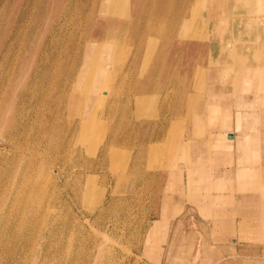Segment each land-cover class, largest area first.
Here are the masks:
<instances>
[{
  "label": "rangeland",
  "instance_id": "374dc122",
  "mask_svg": "<svg viewBox=\"0 0 264 264\" xmlns=\"http://www.w3.org/2000/svg\"><path fill=\"white\" fill-rule=\"evenodd\" d=\"M255 1L257 0H251L250 3H244V0H147L141 20L135 18L134 25L129 26V18L106 11V8L103 10L102 0H20L19 4L18 0H0V44L2 31L6 37L0 45V166L3 165L0 167V175L3 174L0 180V216L14 215L17 218L15 226L0 227V264H264V240L248 244L245 250H240L238 254L235 252L228 258L220 253L221 259H213L209 249H206L207 245L197 243L196 233L184 254L191 259L169 260L166 255L169 245L162 243L161 236L164 235L163 239L167 241L172 229L155 228L159 219L152 223L163 204L164 192L181 191V188L175 186L177 182L174 177L172 180L170 174V167L174 162L172 156L175 142L187 133L190 120V112L186 109L187 98L191 93L197 96V92L204 96L209 87L210 81L205 77L209 53L212 49L217 52L223 42L215 32L216 24L221 18L226 17L228 20L230 8L235 4L237 10L251 14L252 7H257ZM120 5L127 15L133 17L141 10V0H122ZM145 16H149L151 22L159 26L160 31L157 33L154 30V35L151 36L154 43L142 48V40L137 34L142 23L147 22ZM237 26L242 25L234 15L226 26V38L231 37V30ZM254 31L251 30L252 34L249 31L245 36L257 38L261 41L257 46L264 48V36H255ZM89 36L100 39L106 37L111 40L114 51L110 83V88L113 89L106 100L89 107L90 111L96 112V118L87 136L85 130L78 126L82 118L75 107L77 101H70L69 98L71 86H67L64 96L58 89L66 66L72 63V56L82 48L86 41L84 38ZM149 38L144 36V40ZM237 38L233 36L235 41ZM246 45L251 43L248 41ZM80 59L81 55L78 60ZM55 60L60 62L57 64ZM175 70L178 73L181 71L178 88H175L173 76L167 79L168 74H175ZM195 74L197 78H194ZM24 89L29 91L26 97L21 95ZM180 89L183 93L182 105L186 107L183 115L174 117V97ZM163 95L168 96L164 98ZM120 98L124 99L121 101ZM25 103L28 107V119L19 114V107ZM23 123L27 125L22 126ZM142 145L145 147L142 148ZM123 153H126L125 156ZM115 160L117 163L120 161V165ZM125 161L128 162L127 165L124 164ZM182 198L184 204L187 202L186 205H194L184 193ZM3 211L7 214L4 215ZM151 224H154L153 230L157 234L156 239L152 234L148 240ZM62 232H65L64 235ZM148 241L157 244L159 248L162 246L161 252L156 248L151 254ZM33 248L36 249L35 252Z\"/></svg>",
  "mask_w": 264,
  "mask_h": 264
},
{
  "label": "bare ground",
  "instance_id": "6f19581e",
  "mask_svg": "<svg viewBox=\"0 0 264 264\" xmlns=\"http://www.w3.org/2000/svg\"><path fill=\"white\" fill-rule=\"evenodd\" d=\"M92 1V0H91ZM20 0H18V4H19ZM84 2V1H83ZM145 2H147V0H141V10L138 12V14L136 15V17H133L131 15H127V12L125 10H123L121 8V3L122 0H102V7L103 10L106 11L109 10L111 11V13H117L119 16H122L124 18H129L131 20L130 24H127L129 26H133L134 22H135V18L136 20L138 19L141 20V18L143 17V6L145 4ZM247 2H251V0H244V3ZM258 3H256L257 7L255 6L254 9L252 7L251 11H252V15L249 16H243L239 13V10H237V6L235 4V6H233L230 10L229 16H228V20L225 18H221L220 22H218L216 24L215 27V32L217 35L220 36V40H222L223 42L221 43L220 48L217 50V52H214L215 50L212 49L210 50L209 53V63H210V67L207 68L206 70V76L203 74V77H207L208 78V74H210V78L213 80L215 79L216 82L217 81H227L229 80L230 77H232V73L234 71L237 72V76H238V80H239V92H242V96L240 95L241 98V110H240V119L238 121V126L241 129V133L237 134V137L231 138L228 135V132H231V124H232V116L230 113V116H228L227 111L231 112L230 108H227V106H225L224 110V105H222V100L223 97L218 95L217 93L213 94L212 92H208L209 90L207 89V91L205 92L204 96L200 93L197 92V96H194V94H190L188 99V105L183 106L182 105V100H183V96H182V89L179 90V93H181V100H180V104L177 105V110L179 112H182L184 110V108L186 107V109L188 108V111L190 112L188 115L190 116L191 122L194 125V129L199 128L200 126H202V129L205 127V124L207 122L204 121L205 118H207L206 115H208V123L207 126L210 125L212 126H216L219 129V132H212L211 133V137L208 141H206L204 144L202 143H197V141H195L193 138L190 139L188 137L185 136H180L178 138V140L175 142L176 145L174 147V154H173V158H174V162L170 167V174L172 176V180H174L177 183H175V186H179L181 185V192L182 194L185 193V195L187 194L186 191L184 189H186L187 187H189L188 190V194H189V199H191V197L193 196V202L195 204H197V206L204 211L203 214L205 215V217H220V215L222 214L220 211L222 208H220V206H215L216 202L218 203L219 201V197H214L211 196L210 198L208 196H204V193L201 192V190H199L200 192H198L196 189L198 187H200L201 185H210L212 182H210V180H215L217 176H221V175H225L227 176V174L229 172H232L233 169H225L221 166V156L223 153L226 154H230V152H232L233 149V144L236 143L237 141V145L240 151H243L245 149H247L248 147H252L254 148V152L256 153H260L261 151V160H264V48L262 46L258 47L256 44L257 42L259 43V41L256 39H253L252 36L247 38L245 36L246 33H250L252 34L251 30H255V28H258L260 30L264 31V14L259 13V15H254V13L257 14V12H262L264 13V0H257ZM75 3V2H73ZM93 3V2H92ZM155 3V2H154ZM166 3V2H165ZM76 4V3H75ZM89 4V3H86ZM167 4V3H166ZM74 5V4H73ZM92 5V4H91ZM168 5V4H167ZM198 5V4H197ZM164 6V5H163ZM166 6V5H165ZM170 6V4L168 5ZM199 6V5H198ZM217 6V5H216ZM90 7V6H89ZM65 8V7H63ZM62 8V9H63ZM74 8V7H73ZM91 8V7H90ZM93 8V6H92ZM166 8V7H165ZM164 8V9H165ZM169 8V7H168ZM32 9V8H31ZM76 9V8H75ZM89 9V8H88ZM193 9V8H192ZM195 9V8H194ZM66 10V9H65ZM180 10V9H179ZM199 10V9H198ZM73 11V9H72ZM130 11V10H129ZM242 11V10H241ZM30 12V11H29ZM74 12V11H73ZM244 12V11H243ZM151 13V12H150ZM61 14V13H60ZM72 14V13H71ZM79 14V13H78ZM129 14V13H128ZM199 14V13H198ZM243 14V13H242ZM32 15V14H31ZM76 15V13H75ZM84 15V14H83ZM236 15V19L238 20V23L241 24L242 26H237L234 28V30L232 31V34L230 35L231 37L226 38L225 33H226V26L228 25L229 21L232 19V16ZM67 16V15H65ZM72 16V15H71ZM87 16V15H86ZM131 16V17H129ZM202 16V15H201ZM31 17V16H30ZM62 17V16H61ZM85 17V16H84ZM145 18L147 19V22L145 24L142 23V25L138 28L140 31L138 32L137 35L140 36L141 40V46L142 48L144 46L149 47L150 45H152L154 43V41H152L151 36L154 35L152 34L154 30H157L156 32L158 33L160 31L159 26L155 25V23L151 22V18L149 16H145ZM30 19V18H29ZM67 19V18H66ZM74 19V18H73ZM81 19V18H80ZM177 19V18H175ZM186 19V18H185ZM188 19V18H187ZM193 19V18H192ZM198 19V18H197ZM156 20V19H154ZM159 20V19H158ZM64 21V19H63ZM80 22V21H79ZM156 22V21H155ZM216 22V21H215ZM226 22V23H225ZM70 23V22H69ZM67 23V24H69ZM74 24V23H73ZM191 24V23H190ZM197 24V23H196ZM209 24V23H208ZM214 24V23H213ZM67 26V25H66ZM79 26V25H78ZM56 27V26H55ZM80 27V26H79ZM26 28V26H25ZM53 29V27H52ZM84 30V28H81ZM121 29V28H120ZM119 29V31H120ZM128 29V28H127ZM173 29V28H172ZM182 29V28H181ZM111 30V29H110ZM118 30V29H117ZM81 31V30H80ZM187 32V31H186ZM205 32V31H204ZM234 32V34H233ZM1 44H3V40H5V32H1ZM75 33V32H74ZM161 33V32H160ZM212 33V32H211ZM70 34V33H69ZM83 34V33H81ZM107 34V33H106ZM156 34V33H155ZM259 34V35H258ZM24 35V34H23ZM72 35V33H71ZM70 35V36H71ZM147 35L150 38L144 40V36ZM253 35H257L260 36V31L259 33H254ZM75 36V35H74ZM111 36V35H109ZM233 36H237L238 40L235 41V39H233ZM73 37V36H71ZM111 38V37H110ZM117 38V37H116ZM190 38V37H189ZM241 38V39H239ZM23 40V39H22ZM70 40V39H69ZM84 40H86L84 42V45L82 46V48H80V50H78L73 56H72V63L68 64L66 66V71H64L63 75H61V81L59 82V92L64 96V94L66 93V88L68 85H70L71 89L70 92V101H77V104H75V107L77 108V112H79L80 117L82 118L79 121L78 126H81L83 130H85V133L88 134L90 133V131L92 130V126L94 124L95 118H96V112L95 111H90L89 107L90 106H94V104H96L98 102V104L100 103L99 101L103 102L104 100H106L109 95H111V91L113 88H110L111 86V75H112V51H114V46L111 43V40H108L105 38H98V37H92L90 38H84ZM118 40V39H117ZM121 40V39H120ZM125 40V39H123ZM139 40V39H138ZM250 42L251 45H246L247 42ZM21 42V41H20ZM79 42V41H78ZM138 42V41H137ZM64 43V42H63ZM66 44L68 42H65ZM80 43V42H79ZM121 43V42H120ZM124 43V41L122 42ZM152 43V44H151ZM61 44V43H60ZM138 44V43H137ZM249 44V43H248ZM261 44V43H259ZM20 46V45H19ZM61 46V45H60ZM113 46V47H112ZM77 47V46H76ZM18 48V46H17ZM59 50V49H58ZM135 50V49H134ZM153 50V49H152ZM18 51V50H17ZM16 51V52H17ZM121 51V50H120ZM58 52V51H57ZM65 52V51H64ZM58 54V53H57ZM135 54V53H134ZM59 55V54H58ZM61 55V54H60ZM81 55L80 61L78 60L79 57ZM165 55V54H163ZM69 56V55H68ZM118 56V54H117ZM127 56V55H126ZM135 56V55H134ZM16 57V55H15ZM60 57V56H59ZM14 58V57H13ZM115 58V57H114ZM119 58V56H118ZM57 59V58H56ZM61 59V58H60ZM132 59V57H131ZM164 59V57H163ZM16 61V60H15ZM1 62V61H0ZM55 62H57L55 60ZM60 62V61H59ZM57 62V64L59 63ZM116 62V61H115ZM233 62V63H232ZM239 62L240 65L238 67V65H236V63ZM14 64V63H13ZM56 64V63H55ZM56 64V65H57ZM61 64V63H60ZM46 66L49 67L48 63L46 62ZM9 67V66H8ZM12 67V66H11ZM161 68V66L159 67ZM12 69V68H11ZM54 69V68H53ZM7 70V69H6ZM13 70V69H12ZM58 70V69H57ZM2 71V70H0ZM52 72V71H51ZM188 73V72H187ZM49 75V73H48ZM39 76V75H38ZM171 76H175V74L173 75H169L167 76V79H169ZM194 78H197V75H194ZM174 79V78H173ZM44 80V79H41ZM8 81V79H7ZM7 84V82H5ZM44 83V82H43ZM202 83V82H201ZM200 83V84H201ZM39 84V83H38ZM47 84V83H46ZM49 84V83H48ZM55 84V82H54ZM199 84V85H200ZM56 85V84H55ZM58 85V84H57ZM198 85V83H197ZM4 86V85H3ZM45 86V85H44ZM47 86V85H46ZM45 86V87H46ZM1 87V84H0ZM44 87V89H45ZM122 87V86H121ZM235 87V86H234ZM119 88V87H118ZM127 88V87H126ZM209 88V87H208ZM4 89V88H3ZM49 89V88H48ZM172 89V88H171ZM170 89V90H171ZM42 90V89H41ZM117 91V90H116ZM115 91V92H116ZM169 91V89H168ZM3 92V91H2ZM48 92V91H47ZM52 92V91H50ZM103 92V93H102ZM128 92V91H127ZM38 93V92H37ZM170 93V92H169ZM178 93V94H179ZM212 93V94H211ZM29 94V91L27 89H24L22 91V96H25ZM42 94V93H41ZM51 94V93H49ZM1 95V94H0ZM48 95V93H47ZM123 95V94H122ZM49 96V95H48ZM125 96V95H123ZM122 96V97H123ZM127 96V95H126ZM146 96V95H145ZM168 96V95H167ZM166 96V97H167ZM42 97H44L42 95ZM47 97V96H46ZM128 97V96H127ZM133 97V96H132ZM164 97V95H163ZM164 97V98H166ZM40 98V97H39ZM126 99V97H124ZM123 98V99H124ZM129 98V97H128ZM45 99V98H44ZM122 99V100H123ZM185 99V97H184ZM47 100V99H46ZM57 100V99H56ZM121 100V98H120ZM121 100V101H122ZM192 100V102H191ZM43 101V100H41ZM131 101V100H130ZM160 101V100H159ZM163 101V100H162ZM52 102V101H51ZM65 102V101H64ZM120 102V101H119ZM129 102V101H128ZM164 102V101H163ZM50 103V102H49ZM125 103V102H124ZM127 103V101H126ZM160 103V102H159ZM162 103V102H161ZM42 104V103H41ZM128 104V103H127ZM51 105V104H50ZM122 105V104H121ZM39 106V105H38ZM118 106V105H117ZM132 106V105H131ZM174 104H173V110L174 111ZM123 107V105H122ZM20 111L19 114L23 117L25 116V119H28V111H27V106L26 103L19 107ZM30 108V107H29ZM40 108V107H39ZM42 108V107H41ZM121 108V107H120ZM127 108V107H126ZM244 108V109H243ZM64 109V108H63ZM66 109V108H65ZM136 109V108H135ZM36 110V109H35ZM39 110V109H38ZM133 110V109H132ZM159 110V109H158ZM222 110L225 112L224 115L225 117H222ZM46 111V110H45ZM123 111V110H121ZM126 110H124L125 112ZM43 111L41 110V113ZM127 112V111H126ZM165 112V111H164ZM169 112V111H168ZM37 113V112H36ZM40 113V114H41ZM99 113V112H98ZM123 113V112H122ZM132 113V112H131ZM33 114V113H32ZM120 114V113H119ZM126 114V113H125ZM134 114V112H133ZM160 114V113H158ZM38 115V114H37ZM63 115V114H62ZM61 115V116H62ZM118 115V113H117ZM123 115V114H122ZM129 115V113H128ZM172 115V114H171ZM183 115V114H182ZM31 116V113H30ZM36 116V115H35ZM106 116V115H105ZM126 116V115H124ZM44 117V116H42ZM55 117V116H54ZM70 117V116H69ZM78 117V116H77ZM79 117V118H80ZM127 117V116H126ZM166 117V116H165ZM175 117V116H174ZM239 117V116H238ZM37 118V117H36ZM53 118V117H52ZM120 118V117H119ZM147 118V117H146ZM185 118V116H184ZM30 119V118H29ZM39 119V118H38ZM44 119V118H43ZM46 119V118H45ZM106 119V118H105ZM158 119V118H157ZM177 119V118H176ZM53 120V119H52ZM109 120V119H108ZM121 120V119H119ZM127 120V119H126ZM166 119H164L165 121ZM34 121V120H33ZM45 121V120H44ZM68 121V120H67ZM172 121V119H171ZM170 121V122H171ZM185 121V120H184ZM29 122V121H28ZM51 122V121H50ZM129 122V121H128ZM177 122V121H176ZM181 122V121H180ZM77 123V121H76ZM120 123V122H119ZM168 123V121H167ZM26 123H23L22 126H24ZM48 124V123H47ZM121 124V123H120ZM119 124V125H120ZM134 124V123H133ZM156 124V123H155ZM154 124V125H155ZM174 124H175V120H174ZM182 124V123H181ZM27 125V124H26ZM109 125V124H108ZM122 125V124H121ZM172 125V124H171ZM177 125V124H176ZM21 126V127H22ZM76 126V125H75ZM166 126V125H164ZM27 127V126H26ZM173 127V126H172ZM176 127V126H175ZM64 128V127H63ZM159 128V127H158ZM168 128V127H167ZM169 129V128H168ZM167 129V130H168ZM61 130V129H60ZM109 130V129H108ZM206 129H203V131H205ZM253 130L254 133H250V131ZM12 131V130H11ZM47 131V130H46ZM75 131V130H74ZM79 131V130H78ZM165 131V129L163 130ZM176 131V130H174ZM16 132V130H15ZM36 132V131H35ZM108 132V131H107ZM240 132V131H239ZM9 133V132H8ZM11 134L13 132H10ZM24 133V132H23ZM27 133V132H26ZM74 133V132H73ZM195 133L198 135V132L195 131ZM17 134V133H14ZM35 134V133H34ZM164 134V133H163ZM195 134V135H196ZM10 135V134H9ZM27 135V134H26ZM39 135V134H38ZM66 135V134H65ZM177 135V134H176ZM175 135V136H176ZM23 136V135H22ZM34 136V135H32ZM59 136V135H58ZM83 136V135H82ZM152 136V134H151ZM17 137V136H16ZM25 137V136H24ZM44 137V136H42ZM41 137V139H42ZM77 137V136H76ZM136 137V136H135ZM198 137V136H197ZM26 138V137H25ZM39 138V137H38ZM160 138V137H159ZM162 138V137H161ZM165 138V137H164ZM175 138V137H174ZM22 139V138H21ZM32 139V138H31ZM29 139V140H31ZM44 139V138H43ZM59 139V137H58ZM57 139V140H58ZM137 139V138H136ZM157 139V138H155ZM7 140V139H6ZM25 140V139H24ZM26 140H28L26 138ZM76 140V139H75ZM78 140V139H77ZM84 140V139H83ZM113 140V139H112ZM111 140V141H112ZM12 141V140H11ZM101 141V140H100ZM99 141V142H100ZM103 141V140H102ZM117 141V140H116ZM167 141V140H166ZM19 142V141H18ZM22 142V141H21ZM37 142V141H36ZM35 142V143H36ZM49 142V141H48ZM58 142V141H57ZM60 142V140H59ZM62 142V141H61ZM81 142V139L80 141ZM89 142V141H88ZM114 142V141H113ZM154 142V141H153ZM169 142V141H168ZM34 143V141H33ZM47 143V142H46ZM71 143V142H70ZM84 143V141H83ZM87 143V142H86ZM117 143V142H115ZM119 143V142H118ZM134 143V141H133ZM38 144V143H37ZM69 144V143H68ZM89 144V143H88ZM130 144V143H128ZM135 144V143H134ZM167 144V143H165ZM28 145V144H27ZM26 145V147H27ZM40 145V144H39ZM77 145V144H76ZM109 145H111V143H109ZM115 145V144H114ZM113 145V146H114ZM127 145V144H126ZM138 145V144H137ZM151 145V144H150ZM11 146V145H10ZM24 146V145H23ZM41 146V145H40ZM61 146V145H60ZM89 146V145H88ZM112 146V145H111ZM130 146V145H128ZM126 146V147H128ZM144 148L145 145H142ZM148 146V145H147ZM164 146V145H163ZM2 147V146H1ZM69 147V146H68ZM91 147V146H90ZM110 147V146H109ZM120 147V146H119ZM149 147V146H148ZM262 147V148H261ZM16 148V147H15ZM49 148V147H48ZM98 148V147H97ZM101 148V147H100ZM111 148V147H110ZM123 148V147H122ZM166 148H168L166 146ZM14 149V148H13ZM20 149V147H19ZM32 149V148H31ZM129 149V148H127ZM137 149V148H136ZM260 149V150H259ZM18 150V149H17ZM36 150V149H34ZM90 150V149H89ZM131 150V149H130ZM134 150V149H133ZM149 150V149H147ZM168 150V149H167ZM9 151V150H8ZM32 151V150H31ZM113 151V150H112ZM144 151V149H143ZM166 151V150H165ZM173 151V150H172ZM3 152V151H2ZM39 152V150H38ZM36 152V153H38ZM42 152V151H40ZM44 152V151H43ZM55 152V151H54ZM67 152V151H66ZM100 152V151H99ZM110 152V151H109ZM108 152V153H109ZM115 152V151H114ZM9 153V152H8ZM17 153V152H16ZM19 153V152H18ZM28 153V152H27ZM31 153V152H30ZM35 153V152H34ZM33 153V154H34ZM92 153V151H91ZM107 153V152H106ZM258 153V155H259ZM24 154V153H22ZM42 154V153H41ZM49 154V153H48ZM94 154V153H93ZM92 154V155H93ZM124 154V153H123ZM126 154V153H125ZM124 154V156H125ZM247 154V153H246ZM36 155V154H35ZM39 155V154H37ZM63 155V153H62ZM66 155V153H65ZM70 155V153H69ZM116 155V154H114ZM132 155V154H131ZM134 155V154H133ZM136 155V154H135ZM20 156V155H19ZM34 156V155H33ZM30 156V157H33ZM50 156V155H49ZM48 156V157H49ZM59 156V155H58ZM91 156V155H90ZM105 156V155H104ZM123 156V157H124ZM5 157V156H4ZM38 157V156H37ZM55 157H57L55 155ZM66 157V156H65ZM129 157V155H128ZM127 157V158H128ZM142 157V156H141ZM165 157V156H164ZM167 157V156H166ZM234 157V156H233ZM7 158V157H6ZM14 158V157H13ZM19 158V157H18ZM17 158V159H18ZM40 158V155H39ZM37 158V159H39ZM61 158V157H60ZM235 158V157H234ZM233 158V159H234ZM243 158V157H242ZM35 159V158H34ZM49 159V158H48ZM56 159V158H55ZM116 159V158H114ZM120 159V157H119ZM146 159V158H145ZM1 160V159H0ZM15 160V159H14ZM19 160V159H18ZM30 160V159H29ZM61 161V159H59ZM63 160V159H62ZM102 160V159H101ZM111 160V159H110ZM117 160V159H116ZM115 160V163H117ZM122 160V159H121ZM125 160V159H124ZM122 160V161H124ZM132 160V159H131ZM43 161V160H42ZM55 161V160H53ZM52 161V162H53ZM128 161V159H127ZM125 161L124 164L127 162ZM228 161V160H227ZM2 162V161H1ZM9 162V161H8ZM30 162V161H28ZM35 162V160H34ZM46 162V161H45ZM44 162V163H45ZM74 162V161H73ZM86 162V161H85ZM141 163V161H139ZM146 162V160L144 161ZM24 163V162H23ZM26 163V161H25ZM32 163V162H31ZM56 163V162H55ZM75 163V162H74ZM97 163V162H96ZM111 163V162H110ZM119 165H120V161H118ZM117 163V165H118ZM128 163V162H127ZM126 163V165H127ZM243 163V161H242ZM17 164V163H16ZM40 164V161H39ZM60 164V163H59ZM73 164V163H72ZM123 164V165H124ZM161 164V163H160ZM15 165V164H14ZM48 165V164H47ZM53 165V164H51ZM50 165V166H51ZM111 165V164H110ZM146 165V164H145ZM144 165V166H145ZM148 165V164H147ZM170 165V164H168ZM26 166V165H25ZM34 166V165H32ZM112 166V165H111ZM225 166V165H224ZM0 167H3L0 166ZM53 167V166H52ZM61 167V166H59ZM90 167V166H89ZM95 167V166H94ZM116 167V166H113ZM112 167V169H114ZM137 167V166H136ZM140 167V166H139ZM29 168V167H28ZM35 168V167H34ZM50 168V167H49ZM63 168V167H61ZM72 168V167H71ZM76 168V167H75ZM85 168V167H84ZM100 168V167H99ZM118 168V167H117ZM122 168V167H121ZM143 168V167H142ZM4 169V168H2ZM31 169V168H29ZM53 169V168H51ZM110 169V168H109ZM123 169V168H122ZM130 169V168H129ZM128 169V170H129ZM132 169V168H131ZM161 169V168H160ZM34 170V169H33ZM48 170V169H46ZM45 170V171H46ZM86 170V169H85ZM111 170V169H110ZM121 170V169H120ZM137 170V169H136ZM146 170V169H145ZM155 170V169H154ZM153 170V171H154ZM56 171V169H55ZM73 171V170H72ZM114 171V170H113ZM117 171V170H116ZM144 171V170H143ZM240 173L244 178V183H245V187L247 189H249L252 186V189L254 190V195L251 196L250 200H254L256 202V204L254 202H252L254 204V206L252 207H248L249 210H254V207L256 208L257 212L253 213V216H247V218L245 219V221L243 223H247V222H252V224L254 225H260L264 227V165H260V166H255L254 170L251 169L250 166H248V164H244L243 166L240 167ZM11 172V171H10ZM121 172V171H120ZM31 173V170H30ZM29 173V174H30ZM66 173V172H64ZM71 173V171H70ZM79 173V172H78ZM142 173V172H141ZM144 173V172H143ZM142 173V175H144ZM150 173V172H149ZM188 173L189 176V181H188V185L186 186V182L185 180H183L185 174ZM51 174V173H50ZM120 174V173H119ZM3 175V174H2ZM2 175H0V180L2 179ZM27 175V174H26ZM56 175V174H55ZM116 175H118L116 173ZM127 175V174H126ZM134 175V174H133ZM138 175V174H137ZM151 175V174H149ZM23 176V175H22ZM154 176V175H153ZM61 177V176H60ZM155 177H157V175H155ZM154 177V178H155ZM174 177V178H173ZM5 178V177H4ZM8 178V177H7ZM24 178V177H23ZM30 178V177H29ZM33 178V177H32ZM126 178V177H125ZM128 178V177H127ZM136 178V177H135ZM138 178V177H137ZM141 178V177H140ZM171 178V177H170ZM26 179V178H25ZM129 179V178H128ZM185 179V178H184ZM230 179V178H228ZM252 179V180H251ZM254 180H257L258 182L253 183ZM9 180V179H8ZM13 180V179H12ZM11 180V181H12ZM36 180V179H35ZM46 180V179H44ZM68 180V179H67ZM117 180V179H116ZM125 180V179H124ZM132 180V179H131ZM220 180V179H219ZM24 181V180H23ZM39 181V180H38ZM43 181V180H42ZM41 181V182H42ZM140 181V180H139ZM27 182V181H26ZM40 182V181H39ZM88 182V181H87ZM135 182V181H134ZM142 182V181H141ZM140 182V184H141ZM217 182V181H216ZM2 183V182H1ZM4 183V182H3ZM25 183V182H23ZM43 183V182H42ZM49 183V182H48ZM67 183V182H66ZM252 183V185L250 186V184ZM9 184V182H8ZM135 184V183H134ZM34 185V184H33ZM32 185V186H33ZM43 185V184H42ZM87 185V184H86ZM121 185V184H120ZM143 185V184H142ZM223 183L220 182L219 183V187L222 186ZM10 186V184H9ZM26 186V184H25ZM44 186V185H43ZM218 186V185H217ZM7 187V186H6ZM24 187V186H23ZM31 187V186H30ZM139 187V186H138ZM22 188V187H21ZM28 188V187H27ZM39 188V186H38ZM128 188V187H127ZM132 188V187H131ZM9 189V188H8ZM34 189V188H32ZM40 189V188H39ZM74 189V188H73ZM81 189V188H80ZM90 189V188H89ZM19 190V189H18ZM35 190V189H34ZM42 190V189H40ZM127 190V189H126ZM26 191V190H24ZM76 191V190H74ZM82 191V190H81ZM153 191V190H152ZM155 191V190H154ZM20 192V191H19ZM135 192V190H134ZM34 193H37L36 191ZM33 193V194H34ZM76 192H74L75 194ZM152 193V192H151ZM150 193V194H151ZM164 200H163V204H162V208H163V217L161 219L158 220V222L156 223L155 228H161L162 226H169V219L171 216L170 215V206L171 204H173V202H177L176 204H178L179 199H177L175 197V195L170 194L169 191H165L164 192ZM221 193V192H220ZM6 194V192H5ZM27 194V193H26ZM112 194V193H111ZM155 193H153L154 195ZM31 195V193H30ZM115 195V194H114ZM148 195V194H147ZM146 195V196H147ZM152 195V196H153ZM1 196V195H0ZM21 196V195H20ZM33 196V195H32ZM111 196V195H110ZM210 196V195H209ZM35 197V196H34ZM38 197V196H37ZM62 197V196H61ZM148 197V196H147ZM154 197V196H153ZM182 197V196H181ZM33 198V197H32ZM223 198V197H222ZM5 199V198H4ZM38 200V198H36ZM59 199V198H58ZM139 199V198H138ZM137 199V200H138ZM18 200V198H17ZM34 200V198H33ZM32 201V199H31ZM65 201V200H64ZM100 201V200H99ZM153 201V200H152ZM20 202V201H19ZM34 202V201H33ZM37 202V201H36ZM35 202V203H36ZM117 202V201H116ZM27 203V202H26ZM90 203V202H89ZM102 203V202H101ZM115 203V201L113 202ZM133 203V202H132ZM2 204V203H1ZM12 204V203H11ZM136 204V203H134ZM56 205V203H55ZM115 205V204H113ZM112 205V206H113ZM111 206V205H109ZM111 206V207H112ZM116 206V205H115ZM123 206V205H122ZM18 207V206H17ZM101 207V206H100ZM179 207V206H178ZM219 207V208H218ZM10 208V207H9ZM25 208V207H24ZM102 208V207H101ZM108 208V207H107ZM114 208V207H113ZM1 209V208H0ZM115 209L118 210V207H116ZM122 209V208H121ZM39 210V209H38ZM42 210V209H41ZM52 210V209H50ZM54 210V209H53ZM104 210V209H103ZM110 210V207H109ZM108 210V211H109ZM19 211V210H18ZM127 211V210H126ZM47 212V211H46ZM100 212V211H99ZM102 212V211H101ZM121 212V211H120ZM6 213V212H5ZM4 211L3 214L5 215ZM18 213V212H17ZM30 213V212H29ZM116 213V212H115ZM179 213V212H177ZM7 214V213H6ZM27 214V213H26ZM109 214V213H108ZM111 214V213H110ZM150 214V213H149ZM101 215V214H100ZM14 216V215H13ZM13 216H0V227L2 226H8L10 225V227L15 226L16 225V220L15 217ZM16 216V215H15ZM103 216V215H102ZM119 216V215H118ZM60 217V216H59ZM100 217V216H99ZM104 217V216H103ZM106 217V216H105ZM108 217H111L108 215ZM115 217V216H114ZM14 218V219H13ZM23 218V217H22ZM28 218V215H27ZM58 218V217H57ZM61 218V217H60ZM93 218V217H92ZM117 218V217H116ZM222 218V217H221ZM13 219V220H12ZM115 219V218H114ZM81 220V219H80ZM106 220V219H105ZM23 221V220H22ZM30 221V220H29ZM54 221V220H53ZM88 221V220H86ZM128 221V220H127ZM55 222V221H54ZM80 222V221H79ZM78 222V223H79ZM83 222V221H82ZM91 222V221H90ZM107 222V221H106ZM149 222V221H148ZM26 223V221H25ZM68 223V222H67ZM84 223V222H83ZM94 223V222H93ZM115 223V222H114ZM21 224V223H20ZM28 224V223H27ZM37 224V223H36ZM53 224V222H52ZM62 224V223H61ZM77 224V223H76ZM80 224V223H79ZM111 224V223H110ZM150 224V223H149ZM99 225V224H98ZM116 225V224H115ZM128 225V224H127ZM154 225V224H153ZM151 225L150 226V233H149V237L148 240L151 238V235L153 234V237L156 239V234L157 231L153 230L154 226ZM23 226V225H22ZM79 226V225H78ZM153 226V227H152ZM31 227V226H30ZM34 227V226H33ZM115 227V226H114ZM113 227V228H114ZM118 227V226H117ZM22 228V227H21ZM47 228V227H46ZM66 228V227H65ZM11 229V228H10ZM15 229V228H14ZM17 229V228H16ZM51 229V228H50ZM49 229V230H50ZM77 229V228H76ZM7 230V229H6ZM18 230V229H17ZM27 230V229H26ZM80 231V229H78ZM153 230V231H152ZM166 230V229H165ZM1 231V230H0ZM51 231V230H50ZM77 231V233L79 232ZM2 232V231H1ZM21 232V231H19ZM112 232V231H111ZM164 232V231H163ZM26 233V232H24ZM23 233V235H24ZM28 233V231H27ZM49 233V232H48ZM63 233V232H62ZM65 233V232H64ZM63 233V235H64ZM81 233V232H80ZM15 234V233H13ZM79 234V233H78ZM77 234V235H78ZM105 234V233H104ZM165 234V233H164ZM1 235V233H0ZM22 235V236H23ZM66 235V234H65ZM163 235V233H162ZM10 236V235H9ZM62 236V235H61ZM69 236V235H68ZM108 236V235H107ZM18 237V236H17ZM90 237V236H89ZM110 237V236H109ZM112 237V236H111ZM110 237V238H111ZM2 238V237H1ZM8 238V237H7ZM12 238V236H11ZM78 238V236H77ZM75 238V239H77ZM80 238V236H79ZM83 238V237H82ZM113 238V237H112ZM111 238V239H112ZM3 239V238H2ZM15 239V238H14ZM19 239V238H18ZM27 239V238H26ZM95 239V238H93ZM11 239H9L10 241ZM1 241V240H0ZM24 241V240H23ZM30 241V240H29ZM54 241V240H53ZM66 241V240H64ZM75 241V240H74ZM84 241V239H83ZM4 242V240L2 241ZM13 242V241H12ZM11 242V243H12ZM15 242V241H14ZM27 242V241H25ZM111 242V241H110ZM164 242V241H163ZM7 243V242H6ZM9 243V244H11ZM17 243V242H16ZM72 243V242H71ZM107 243V242H106ZM19 244V243H18ZM16 244V245H18ZM57 244V243H56ZM59 244V243H58ZM149 244V249L151 254H153L154 249L158 248V246H156V244H152L148 241ZM14 245V244H13ZM16 245L14 247H16ZM26 245V244H24ZM82 245V244H81ZM86 245V244H85ZM95 245V244H94ZM93 245V246H94ZM1 246V245H0ZM22 246V245H21ZM47 246V245H46ZM57 246V245H56ZM60 246V245H59ZM104 246V245H103ZM110 246V245H109ZM26 247V246H25ZM28 247V246H27ZM75 247V246H74ZM86 247V246H85ZM1 248V247H0ZM20 248V247H19ZM35 248V247H34ZM33 248V249H34ZM44 248V247H43ZM84 248V247H83ZM22 249V247H21ZM57 249V247H56ZM63 249V248H62ZM79 249V248H78ZM82 249V248H81ZM100 249V248H99ZM112 249V248H111ZM27 250V248H26ZM36 249H34L35 252ZM58 250V249H57ZM61 250V249H60ZM67 250V249H66ZM74 250V249H73ZM162 250V249H161ZM39 251V250H38ZM79 251V250H78ZM106 251V250H105ZM21 252V250H20ZM31 252V251H30ZM44 252V251H43ZM58 252V251H57ZM83 252V250H82ZM81 252V253H82ZM86 252V251H85ZM28 253V252H27ZM27 253H25L27 255ZM33 253V251H32ZM40 252H38V255ZM47 253V252H46ZM10 254V253H9ZM13 254V253H12ZM67 254V253H66ZM106 254V253H105ZM120 254V252H119ZM11 255V254H10ZM70 255V254H69ZM99 255V253H98ZM9 256V255H8ZM14 256V255H13ZM20 256V255H19ZM36 256V255H35ZM61 256V255H60ZM75 256V255H74ZM81 256V254H80ZM94 256V255H93ZM109 256V255H108ZM117 256V255H116ZM26 257V256H25ZM32 257V256H31ZM34 257V256H33ZM32 257V258H33ZM45 257V256H44ZM50 257V256H49ZM104 257V256H103ZM7 258V257H6ZM14 258V257H13ZM29 258V257H28ZM42 258V257H41ZM53 258V257H52ZM51 258V260H52ZM70 258V257H68ZM3 259V258H2ZM38 259V258H37ZM57 260V258H54ZM97 259V258H96ZM101 259V258H100ZM104 259V258H103ZM29 260V259H28ZM73 260V259H72ZM92 260V259H91ZM122 260V259H121ZM20 261V260H19ZM32 261V260H31ZM44 261V260H43ZM60 261V260H59ZM114 261V260H113ZM73 262V261H72ZM111 262V261H110ZM17 263V262H16ZM15 263V264H16ZM23 263V262H22ZM42 263V262H41ZM59 263V262H58ZM77 263V262H76ZM108 263V262H107ZM73 264V263H72ZM90 264V263H89ZM105 264V263H104ZM109 264V263H108Z\"/></svg>",
  "mask_w": 264,
  "mask_h": 264
},
{
  "label": "crops",
  "instance_id": "0c3cea01",
  "mask_svg": "<svg viewBox=\"0 0 264 264\" xmlns=\"http://www.w3.org/2000/svg\"><path fill=\"white\" fill-rule=\"evenodd\" d=\"M255 3H257V1H255ZM239 13L243 16L252 15V13L246 14L245 12L244 14H242L243 11H239ZM253 14L259 15V12H257V14L253 12ZM261 14L264 13L260 12V15ZM259 31H260V36H264V31L258 28H255L253 34L257 32L259 33ZM259 42L261 41L259 40ZM258 44L259 43L257 42L256 45ZM236 65H238L239 67L240 63L237 62ZM209 67H210V63L208 62L206 64V68ZM208 81H210L208 92H212L213 94L217 93L218 95L222 96L223 97L222 105H224L223 109L226 110L225 106L231 109V112L227 111L228 116H230V113L232 116V124H231L232 128H231V132H228V135L231 138L235 139L237 137V134L241 133V129L238 126L239 125L238 121L240 119V115H239L240 114L239 112L241 110L240 95L242 94V92H239L238 89L239 80H238L237 72L234 71L232 73V77H230L229 80H227L226 82L224 80L216 82V80L215 79L213 80V78L211 79L210 74H208ZM179 82L181 83V71L178 73V71L175 70V76H174L175 88L178 86ZM180 100H181V93L178 94L177 92V94L174 97L175 109L172 112L174 116H178L183 113V111L179 112L177 110V105L180 104ZM224 113L225 112L222 110V117H225ZM206 116L207 118H205L204 121L208 123L209 121L208 115ZM207 123L203 128L206 129L205 131H203L202 126H200L197 129L196 128L194 129V125L190 119L185 137H188L190 139L193 138L195 141H197V143L204 144L206 141L210 139L212 132L213 133L217 131L219 132V129L216 126H212V127L210 125L207 126ZM195 131L198 132V135L195 133ZM250 133H254V131L251 130ZM258 153L254 152V148L252 147H248L247 149L240 151L236 141V143L233 144L232 152H230V154L223 153L220 161L222 163L221 166L223 168L225 169L232 168L233 171L229 172L227 176L221 175V176H217L215 180H210V182H212L210 185L204 184L196 189L198 192H200L199 190H201V192L204 193V196H208L209 198L211 196H213L212 198H214L215 196L219 197L218 198L219 201L218 203L216 202L215 206H220V208H222L220 211L222 213L220 217L217 218L214 216L205 217V215L203 214L204 211H202L197 206V204H195L192 201L193 196L191 197V199H189L190 197L188 194L189 187H187L184 190L187 193L186 196L188 197V199L194 203L193 206L186 205L187 202L184 204V200L182 198L183 194L181 191L172 192V193L169 192L170 194L175 195L177 199H179L178 204H176L177 202L174 201L173 204H171L170 206V215H171L169 219L170 225L167 227L162 226L160 228V229H169V228L172 229V234L168 236L167 241L166 239L165 240L163 239L164 235L161 236L162 241H165L162 243L164 245L166 244L169 245L166 254L169 260L191 259L190 256L184 254L186 253V250H188L189 245L192 243L191 238L195 233L198 237L197 243L200 242L205 243L207 245L206 249H209L208 251L212 254L211 258L213 259H221L222 256L220 253H222L223 255H225V257L228 258L229 256H232L233 253L235 252L238 254L240 250H245L246 245L255 244V242L264 240L263 226L254 225L252 224V222L243 223L247 218V216H253V213L257 212V210L255 207H254L255 211L254 210L251 211L248 209V207L254 206L252 202L256 204L254 200H250L251 196L254 195V190L252 189L251 186L252 183L250 184L251 187L249 189L245 187L244 178L239 171L240 167L243 166L245 163L248 164V166H250L252 170H254L255 166H260L261 164L264 165V160H261L262 159L261 151L259 155ZM184 178L183 180H185L187 186L189 181L188 173L185 174ZM253 181H254L253 183L255 184L256 182H258L257 180L254 179ZM220 182H222L223 185L219 187ZM177 187L181 188V185ZM180 190H182V188ZM162 207H163L162 205L159 207L158 213L153 218L152 223H154L155 220L161 219L163 217ZM195 242L196 240L194 241V243ZM158 249L161 252L162 246H160V248L158 247ZM200 252H202V249L200 250ZM160 256L161 254L159 255V258Z\"/></svg>",
  "mask_w": 264,
  "mask_h": 264
}]
</instances>
